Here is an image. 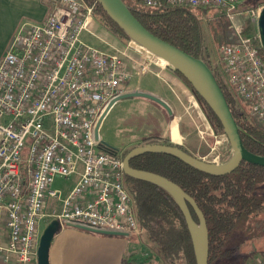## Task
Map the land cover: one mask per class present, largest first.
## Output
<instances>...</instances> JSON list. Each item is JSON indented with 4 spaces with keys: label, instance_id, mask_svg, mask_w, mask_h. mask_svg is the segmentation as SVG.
Returning <instances> with one entry per match:
<instances>
[{
    "label": "built area",
    "instance_id": "1",
    "mask_svg": "<svg viewBox=\"0 0 264 264\" xmlns=\"http://www.w3.org/2000/svg\"><path fill=\"white\" fill-rule=\"evenodd\" d=\"M131 1L145 8L159 4V0ZM242 1L165 3L221 7L230 18ZM49 2L44 22L23 24L0 58V264H37L39 225L47 217L130 236L142 233L127 190L123 158L95 139L94 128L108 104L125 93L133 72L145 73L151 64H158L157 57L134 49L140 56L135 60L130 44L121 49L108 43L111 53L84 45L81 33L99 27L93 20L94 5L82 0ZM245 13L260 14L252 9ZM241 31L235 27L233 40L220 46V79L264 128L260 34ZM209 127L203 125L205 134L211 133L215 144L227 143L228 151L225 134L218 138ZM223 154L213 146L207 158L199 159L218 164ZM72 175L78 180L62 198L53 183ZM52 202H61V210L51 207L46 213ZM254 264H264V252Z\"/></svg>",
    "mask_w": 264,
    "mask_h": 264
},
{
    "label": "trees",
    "instance_id": "2",
    "mask_svg": "<svg viewBox=\"0 0 264 264\" xmlns=\"http://www.w3.org/2000/svg\"><path fill=\"white\" fill-rule=\"evenodd\" d=\"M82 1L94 5V16L103 28L122 41L130 40L95 0ZM122 2L135 19L154 36L207 65L236 124L242 130L240 136L244 148L255 155L264 156V128L244 110L233 92L224 85L218 70L210 66V52L202 23L209 17L208 12L213 7L171 6L165 0H159L157 6L145 8L131 0ZM248 6L247 0H243L237 10L251 9ZM216 12L218 23L226 19V10L216 7ZM253 30L247 28L242 32L248 35ZM221 39L226 41L225 44L233 40L230 33L222 34ZM261 54L264 60V50ZM173 72L190 90L212 129L223 133L218 120L202 98L178 72ZM146 144L174 146L167 139L157 136L142 140L141 145ZM104 146L112 154L118 153L117 149L105 143ZM126 153L124 152L122 158ZM229 155L230 149L224 152L222 160H226ZM129 165L168 179L195 201L206 223L208 264L214 260L230 259L239 246L264 237V221L260 219L264 210V167L241 162L232 173L211 176L165 154H143L131 159ZM125 181L133 202L135 220L143 233L138 243L148 254L145 263L196 264L185 219L173 198L165 190L150 183L127 176ZM189 210L192 219L197 223L193 210L190 207ZM153 259L156 262H152Z\"/></svg>",
    "mask_w": 264,
    "mask_h": 264
},
{
    "label": "water",
    "instance_id": "3",
    "mask_svg": "<svg viewBox=\"0 0 264 264\" xmlns=\"http://www.w3.org/2000/svg\"><path fill=\"white\" fill-rule=\"evenodd\" d=\"M103 12L130 38L131 41L147 50L149 54L163 60L172 71L178 72L202 98L218 120L230 146L229 157L218 163L204 162L177 146L163 144L138 145L124 155L122 169L130 179L143 181L165 190L179 207L190 235L195 263L208 264V233L205 219L195 201L179 186L168 179L154 173L137 170L129 165L131 159L143 154H165L173 156L184 164L211 176H223L232 173L241 162L264 167V156L255 155L244 148L240 134L241 128L236 124L224 95L207 65L184 51L154 36L146 30L130 13L122 0H95ZM261 44L264 50V8L257 22ZM142 97L161 106L169 115L171 110L161 98L143 91L126 92L113 99L107 106L106 112L118 100ZM105 112V113H106ZM105 113L99 118L94 128L95 139ZM104 145V142H102ZM116 153V152H115ZM189 207L193 210L197 223L192 219ZM62 227L75 228L91 234L108 237H129L127 233L109 232L91 229L68 222L60 223L58 219L51 220L43 229L37 248V264H49V249L54 236Z\"/></svg>",
    "mask_w": 264,
    "mask_h": 264
},
{
    "label": "rangeland",
    "instance_id": "4",
    "mask_svg": "<svg viewBox=\"0 0 264 264\" xmlns=\"http://www.w3.org/2000/svg\"><path fill=\"white\" fill-rule=\"evenodd\" d=\"M247 3L249 4L248 7H250L252 10H257L258 12H261L262 9L264 8V0H247ZM239 4H241V2ZM237 6L235 10L232 11V13L230 12V18L226 16V19H224L221 23H218V20L216 18V14H217L216 7H213L208 12L209 17L207 16L202 23L204 29V35L207 41L206 43L208 46V50L210 52V56H209L210 66L213 69L216 68L219 73H221L222 70L219 49L220 46L222 44H225L226 42L223 39H221L222 34L230 33L231 39H233L235 36V27L240 30L252 28L258 31L257 22L259 15H257L256 17V14L251 15L250 13H245L246 9L244 11L243 10L241 11L240 9L237 10ZM93 20L95 21V25L97 24L99 25V27L98 29L93 28L94 30H92L90 33L86 31H83L81 33L80 40L83 42L84 45L102 51L104 53H111L112 50L108 43L121 49L130 44L131 46L130 45L129 46L131 48L128 50L131 56H134L135 60H139L140 56L136 55L134 49L137 50L142 49L143 51L148 52L147 50L143 49L141 46L134 43L133 41L131 40L126 42L122 41L118 37L108 32L98 23L95 16H93ZM219 24H224V26ZM154 64L156 65L153 66V64H151L148 70L145 71V73H140L138 75L136 72H133L132 77L128 84V89L137 85L159 86L161 84L165 87L167 86L168 90L171 93H175V94L179 93V91L176 89V87L173 86V83L166 76V74L161 72L164 69V72H168L170 75L178 78L175 75V73L170 69V67L168 65L161 66L156 62H154ZM182 104L184 105V107H186L187 111L191 113L197 111L198 114L200 113L201 116H204L194 97H192L191 103L189 104L186 102V99L182 97ZM156 106H157L156 103H154L153 101H150L142 97H135V98L116 101L110 107L109 111L106 113L104 119L102 120L98 129V137L105 144L117 149L118 155L122 156L124 152H127L128 150H130L135 146L141 145L142 140L156 135L158 131L163 129L164 123L166 122V118L164 117L162 111L160 112L158 111L159 109H157L158 107ZM192 115L196 118L195 114ZM188 124L190 125V121L187 118V116H185L183 120V125L186 130L188 128L187 127ZM196 125H197L196 135H193L192 137L193 138L192 141H194L199 145L198 151L196 152L197 153L196 158L198 159L199 158L203 159L204 157L207 158V155L209 154V150L213 146L215 149H217L218 153L220 154H223L224 151H226L227 143L221 142L220 144L219 143L215 144L217 140L213 138L211 133L209 135L205 134V130L203 129V124H200V121L198 119H196ZM204 125L208 127L210 126L207 120L204 122ZM174 127L176 126L174 125ZM209 128L211 132L217 135L218 138L220 137L221 135L220 133L215 132L211 126ZM201 132H203L202 135ZM77 180L78 177L75 175H72L67 179H56L54 181L53 188L59 190L61 192L62 198H64L68 194L70 189L73 187V185L77 182ZM48 212L49 211L47 209L46 213ZM44 220L45 218L41 221L39 225L40 235L43 229L49 223L48 222L46 224V222H43ZM66 230H74V229L66 228ZM79 232L83 236H88L89 238L94 239L93 242L87 243L84 246L87 249V253L89 254H95V253H103L102 255H107L108 253L112 255L120 254V256L122 255V260L125 259L123 264H148L145 263L146 258H148V254L138 243L139 238H141V235L143 233L134 234L131 236L129 235V237L111 238V239H115L118 246H116L115 249L111 251H107L105 247L99 241L96 240L98 239L96 237L99 236L81 230H79ZM248 243L243 244L236 249V251L232 255L234 259L231 260L228 264H245V262L250 257V255L254 252L253 250L254 245H252L254 243H255V248H257L256 255H259L260 254L259 252L264 249V241L262 243H259V239ZM79 248L82 249V247ZM152 262H156V261L153 259Z\"/></svg>",
    "mask_w": 264,
    "mask_h": 264
},
{
    "label": "crops",
    "instance_id": "5",
    "mask_svg": "<svg viewBox=\"0 0 264 264\" xmlns=\"http://www.w3.org/2000/svg\"><path fill=\"white\" fill-rule=\"evenodd\" d=\"M49 6V0H0V58L7 50L12 38L23 24H39L44 22L50 8ZM161 72L166 74L179 93H171L167 86L165 87L161 84L159 86L137 85L128 89L129 82L125 87V93L143 91L153 94L166 102L171 110L170 115L161 106L156 104V107H158L157 109H159L158 111H162L166 118V122L164 123L163 129L158 131L154 136L167 139L172 145L180 147L196 157L199 145L192 141L193 135H196V119H198L200 124L203 125L206 119L204 116H201L200 113L198 114L197 111H194L193 113L187 111L186 107L182 104V97L186 99V102L189 104L191 103L193 96L179 78L170 75L168 72H164V69ZM192 114H195L196 118ZM185 116H187L191 125H187V130L183 125ZM174 125L176 127H174ZM51 207L59 212L61 210V202H52L48 210ZM260 219L264 221V210L260 214ZM50 221L51 219L47 217L43 222H46L47 224ZM66 228L69 227H62L54 236L49 249V264H123L125 261V259L122 260V255L120 256V254L112 255L108 253L107 255H102L103 253H87V249L84 246L87 243L93 242L94 239L89 238L88 236H83L79 230H76L75 228H73L74 230H66ZM96 236H99L96 237L98 238L96 240L99 241L107 251H111L118 246L115 239H111L118 237ZM263 241L264 237L259 239V243H262ZM252 245H254V252L250 255L245 264H254L259 258V255L264 252L263 249L259 252V255H256L257 248H255V243ZM79 247H82V249ZM233 259L234 257L224 261L214 260L210 264H228Z\"/></svg>",
    "mask_w": 264,
    "mask_h": 264
},
{
    "label": "bare ground",
    "instance_id": "6",
    "mask_svg": "<svg viewBox=\"0 0 264 264\" xmlns=\"http://www.w3.org/2000/svg\"><path fill=\"white\" fill-rule=\"evenodd\" d=\"M157 60H158V64L159 65H161V66H165V65H167L163 60H161V59H159V58H157ZM124 94V93H123Z\"/></svg>",
    "mask_w": 264,
    "mask_h": 264
}]
</instances>
